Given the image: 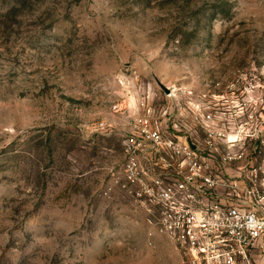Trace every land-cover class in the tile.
I'll return each mask as SVG.
<instances>
[{
  "label": "rangeland",
  "instance_id": "obj_1",
  "mask_svg": "<svg viewBox=\"0 0 264 264\" xmlns=\"http://www.w3.org/2000/svg\"><path fill=\"white\" fill-rule=\"evenodd\" d=\"M145 119L261 164L264 0H0V264H182L121 187Z\"/></svg>",
  "mask_w": 264,
  "mask_h": 264
},
{
  "label": "built area",
  "instance_id": "obj_2",
  "mask_svg": "<svg viewBox=\"0 0 264 264\" xmlns=\"http://www.w3.org/2000/svg\"><path fill=\"white\" fill-rule=\"evenodd\" d=\"M206 133L203 150L142 120L126 144L121 187L182 264H256V252L264 259V158L246 163L234 141L220 149L226 132Z\"/></svg>",
  "mask_w": 264,
  "mask_h": 264
},
{
  "label": "crops",
  "instance_id": "obj_3",
  "mask_svg": "<svg viewBox=\"0 0 264 264\" xmlns=\"http://www.w3.org/2000/svg\"><path fill=\"white\" fill-rule=\"evenodd\" d=\"M221 200V199H220ZM255 261L256 264H264V259L262 258V256L259 254V252L255 253Z\"/></svg>",
  "mask_w": 264,
  "mask_h": 264
},
{
  "label": "water",
  "instance_id": "obj_4",
  "mask_svg": "<svg viewBox=\"0 0 264 264\" xmlns=\"http://www.w3.org/2000/svg\"><path fill=\"white\" fill-rule=\"evenodd\" d=\"M159 86H160V88H161L166 94H169L170 89L166 88V87L163 86L161 83H159ZM191 146H192L193 149H195V146H194V145L191 144Z\"/></svg>",
  "mask_w": 264,
  "mask_h": 264
}]
</instances>
